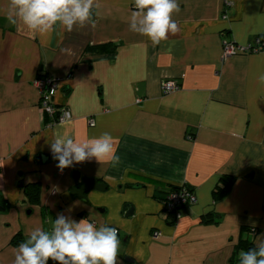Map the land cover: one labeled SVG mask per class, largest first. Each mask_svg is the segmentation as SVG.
<instances>
[{
    "label": "crops",
    "instance_id": "0c3cea01",
    "mask_svg": "<svg viewBox=\"0 0 264 264\" xmlns=\"http://www.w3.org/2000/svg\"><path fill=\"white\" fill-rule=\"evenodd\" d=\"M95 5L83 27L58 23L40 35L13 24L9 0H0V264H13L32 229H46L43 212L116 227L117 264H231L241 234L254 245L264 234V52L225 55L223 42L264 35V0H179V31L159 45L130 31L133 0ZM41 75L56 81L54 101L71 110L64 124L76 141L110 133L118 164L56 167L50 143L62 129L45 122ZM166 80L179 89L165 92ZM76 175L106 189H89L87 202L70 192ZM229 176L231 188L215 201ZM35 183L41 201L31 204L25 188ZM173 187L197 201L167 212ZM208 213L221 221L204 223Z\"/></svg>",
    "mask_w": 264,
    "mask_h": 264
},
{
    "label": "clouds",
    "instance_id": "9594fccd",
    "mask_svg": "<svg viewBox=\"0 0 264 264\" xmlns=\"http://www.w3.org/2000/svg\"><path fill=\"white\" fill-rule=\"evenodd\" d=\"M135 10L129 18L132 32L148 37L153 45L179 31L173 18L179 13V0H133ZM95 0H9V20L29 32L44 35L59 23L68 32L83 27L92 19ZM62 52L71 55L72 49ZM264 84V75L260 76ZM71 122L60 125L50 143L56 167L63 172L74 164L90 161L119 163L114 137L103 133L86 142H77L70 133ZM71 211V209H69ZM120 240L116 227L96 226L89 218L76 221L63 213L57 215L51 231L35 227L26 242L15 252L13 264H117ZM240 264H264V234L255 246L239 254Z\"/></svg>",
    "mask_w": 264,
    "mask_h": 264
},
{
    "label": "built area",
    "instance_id": "2783aa9c",
    "mask_svg": "<svg viewBox=\"0 0 264 264\" xmlns=\"http://www.w3.org/2000/svg\"><path fill=\"white\" fill-rule=\"evenodd\" d=\"M223 49L225 55H232L240 51L247 53L264 52V36H258L254 43H247L246 45H236L234 42L224 41ZM35 83L40 92V106L48 118V123H64L71 120L73 117L71 110L67 107H59L54 101L57 87L56 81L46 75H41L36 79ZM162 87L165 92H171L179 89V83L175 80H166L163 82ZM89 122L91 125H94L92 118L89 119ZM191 136L189 135L190 138H193ZM196 201L197 198L194 192L186 187H182L168 194L164 200V209L167 212L173 213L177 212L181 205H188ZM155 234L157 235L158 232H155Z\"/></svg>",
    "mask_w": 264,
    "mask_h": 264
},
{
    "label": "trees",
    "instance_id": "16d2710c",
    "mask_svg": "<svg viewBox=\"0 0 264 264\" xmlns=\"http://www.w3.org/2000/svg\"><path fill=\"white\" fill-rule=\"evenodd\" d=\"M262 37L264 35H261ZM47 119H46V123H47ZM53 155L52 153L50 154V158H52ZM234 177H222V179L220 180V182L216 185L215 189H214V199L219 200L224 198V196L227 194V192L229 191V189L232 186V182H233ZM182 187H173L171 188V191L169 193H171L172 191H176L181 189ZM189 189V188H188ZM191 190V189H189ZM192 191V190H191ZM25 192H26V196H27V201H30L31 204H38L40 203V186L38 183L35 184H30L27 185V187L25 188ZM168 196V195H167ZM186 206V205H184ZM183 205H181L180 208L184 207ZM179 208V209H180ZM202 221L204 223H219L221 221V216H219L218 214L215 213H208V214H204L202 216ZM241 231L242 233L245 232H255V230L252 227L249 226H242L241 227ZM21 232H19L18 234H16L13 237L12 242L15 244H18L21 241ZM240 239L237 242V244L235 245V255L233 256V258L231 259V264H240V258H239V254L241 251H248L249 249L253 248L255 245L253 243V240L249 238L248 235H245L243 237V235H240Z\"/></svg>",
    "mask_w": 264,
    "mask_h": 264
},
{
    "label": "water",
    "instance_id": "95a60500",
    "mask_svg": "<svg viewBox=\"0 0 264 264\" xmlns=\"http://www.w3.org/2000/svg\"><path fill=\"white\" fill-rule=\"evenodd\" d=\"M76 178H79L78 175H76ZM82 186L80 188H71V192L74 194H78L79 198L85 199V193L89 191V189H95L99 191H103L106 189V186L103 183H100L97 179L91 178V177H83L82 178ZM0 209H3V207H0ZM133 213V207L127 211L126 215L129 216Z\"/></svg>",
    "mask_w": 264,
    "mask_h": 264
},
{
    "label": "rangeland",
    "instance_id": "374dc122",
    "mask_svg": "<svg viewBox=\"0 0 264 264\" xmlns=\"http://www.w3.org/2000/svg\"><path fill=\"white\" fill-rule=\"evenodd\" d=\"M98 207V206H97ZM47 208V207H46ZM99 208V207H98ZM51 210L54 211L53 207H51ZM28 216L32 215L33 213H29V211L27 212ZM43 219L45 221V223L47 224L45 231H51L52 229V223H53V219L51 217L48 216L47 212H43ZM24 221V219H21V223ZM47 222H51V228H50V224H48Z\"/></svg>",
    "mask_w": 264,
    "mask_h": 264
},
{
    "label": "flooded vegetation",
    "instance_id": "af4514ba",
    "mask_svg": "<svg viewBox=\"0 0 264 264\" xmlns=\"http://www.w3.org/2000/svg\"><path fill=\"white\" fill-rule=\"evenodd\" d=\"M79 177V176H78ZM78 181H77V184L76 185H74V186H72V187H74V188H80L81 186H82V179H80V178H76ZM71 187V188H72ZM71 188H70V192H71ZM89 192V191H88ZM88 192H86L85 193V196H86V198L84 199V200H86L87 202H89V198H88ZM72 193V192H71ZM74 194V193H73ZM75 195H77L78 196V194H75ZM79 197V196H78ZM167 197V196H166ZM49 264H56V262H53V261H49Z\"/></svg>",
    "mask_w": 264,
    "mask_h": 264
}]
</instances>
